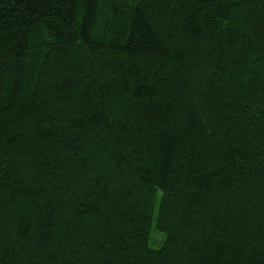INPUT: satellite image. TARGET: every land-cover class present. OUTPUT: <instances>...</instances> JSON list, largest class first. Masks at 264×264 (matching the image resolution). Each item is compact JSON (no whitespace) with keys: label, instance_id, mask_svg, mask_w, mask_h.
<instances>
[{"label":"trees","instance_id":"trees-1","mask_svg":"<svg viewBox=\"0 0 264 264\" xmlns=\"http://www.w3.org/2000/svg\"><path fill=\"white\" fill-rule=\"evenodd\" d=\"M0 264H264V0H0Z\"/></svg>","mask_w":264,"mask_h":264},{"label":"rangeland","instance_id":"rangeland-1","mask_svg":"<svg viewBox=\"0 0 264 264\" xmlns=\"http://www.w3.org/2000/svg\"><path fill=\"white\" fill-rule=\"evenodd\" d=\"M161 234L157 232H152L151 238H150V245L153 247H157L159 244H157L161 240Z\"/></svg>","mask_w":264,"mask_h":264}]
</instances>
